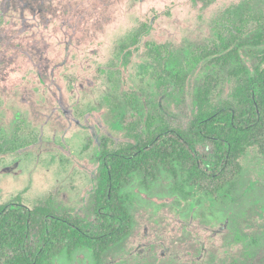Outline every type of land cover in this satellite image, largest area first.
Returning a JSON list of instances; mask_svg holds the SVG:
<instances>
[{
    "label": "rangeland",
    "instance_id": "1",
    "mask_svg": "<svg viewBox=\"0 0 264 264\" xmlns=\"http://www.w3.org/2000/svg\"><path fill=\"white\" fill-rule=\"evenodd\" d=\"M262 30L264 0H0V204L16 195L30 207L49 199L92 221L102 141H130L129 122L142 129L144 117L125 96H135L143 114L159 109L184 127L206 75L217 76L215 103L231 99L236 83L230 64L192 65L191 55L220 35ZM148 43L165 47L162 60ZM263 54L264 43L240 48L252 73ZM173 65L185 69L182 89L157 82ZM196 151L207 174L219 171L211 141ZM237 161L238 174L228 166L221 178L185 183L183 191L160 164L149 185L135 178L132 232L101 264H264V153L248 145ZM55 264L92 258L77 250Z\"/></svg>",
    "mask_w": 264,
    "mask_h": 264
},
{
    "label": "trees",
    "instance_id": "2",
    "mask_svg": "<svg viewBox=\"0 0 264 264\" xmlns=\"http://www.w3.org/2000/svg\"><path fill=\"white\" fill-rule=\"evenodd\" d=\"M249 42L264 43V30L244 38L220 35L191 55L192 65L203 58H211L221 66L230 64L228 73L236 83L231 99L215 103L212 94L217 76L206 75L195 91V113L184 127L169 124L159 109L143 114L136 97L125 96L126 104L144 117L142 129L137 122H129L125 127L130 141L114 147L107 138L102 141L97 154L92 221L58 210L49 199L30 207L16 195L0 204V252L6 253L5 263L55 264L61 256L70 258L75 251L84 250L90 252L92 264H101L103 255L132 232L133 196L129 185L135 178L149 185L153 182L147 178L149 173L153 176L152 170L160 164L179 178L175 190L183 191L185 183L221 178L222 170L228 166L238 174L237 159L248 145H257L264 153V66L256 65L252 73L242 62L240 48ZM148 50L160 61L165 47L148 43ZM260 57L263 62L264 54ZM185 78V69L179 65L164 66L163 73L157 72L160 85L171 83L182 89ZM204 140L212 142L220 167L213 175L201 168L196 153L197 144ZM218 191L217 186L211 192ZM32 237L36 243L29 245Z\"/></svg>",
    "mask_w": 264,
    "mask_h": 264
}]
</instances>
